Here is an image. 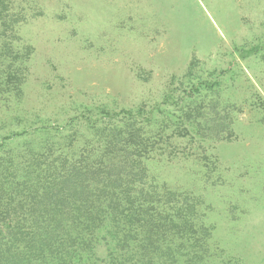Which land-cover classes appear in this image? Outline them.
Wrapping results in <instances>:
<instances>
[{
	"label": "rangeland",
	"instance_id": "rangeland-1",
	"mask_svg": "<svg viewBox=\"0 0 264 264\" xmlns=\"http://www.w3.org/2000/svg\"><path fill=\"white\" fill-rule=\"evenodd\" d=\"M6 2L17 48L31 53L20 95L0 97V137L56 127L85 105L158 106L150 130L168 134H184L190 114L206 139L173 137L149 173L201 202L208 264H264V0ZM213 117L228 140L208 137L202 118Z\"/></svg>",
	"mask_w": 264,
	"mask_h": 264
},
{
	"label": "trees",
	"instance_id": "trees-1",
	"mask_svg": "<svg viewBox=\"0 0 264 264\" xmlns=\"http://www.w3.org/2000/svg\"><path fill=\"white\" fill-rule=\"evenodd\" d=\"M18 19L0 0V97L19 96L25 81L31 49L17 48ZM97 109L0 137V264H208L201 202L146 166L173 137L200 136L199 120L187 114L185 133L173 124L168 134L150 130L158 106ZM202 120L209 138H230L221 118Z\"/></svg>",
	"mask_w": 264,
	"mask_h": 264
}]
</instances>
